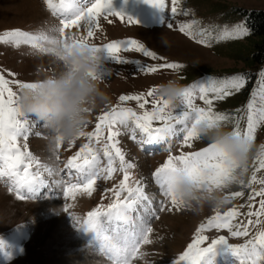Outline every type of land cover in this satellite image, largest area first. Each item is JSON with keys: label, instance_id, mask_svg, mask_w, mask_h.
I'll return each instance as SVG.
<instances>
[{"label": "rangeland", "instance_id": "obj_1", "mask_svg": "<svg viewBox=\"0 0 264 264\" xmlns=\"http://www.w3.org/2000/svg\"><path fill=\"white\" fill-rule=\"evenodd\" d=\"M80 2L84 6H90L93 0ZM111 6L115 11L133 17L138 23L129 24L126 20L121 22L116 16L108 18L111 23L100 18L101 28L94 29L95 35L89 39V44L102 45L111 40L134 39L154 51L157 59L145 57L136 51H121L119 55L129 60L128 62L102 60L103 75L99 79L100 87L108 93L111 102L107 107H98L89 113L84 132L95 130L97 117L111 106L120 103L118 100L120 95L146 93L148 89L173 78L178 79L185 87L204 83L209 79L223 80L227 77L243 76L245 83L241 90H232V94L223 100H213L214 111L223 112L229 117L228 120L220 122L225 130H233L237 123L242 132L247 128L249 101L253 103L257 113L264 109V90L261 87L264 71L260 66L251 64L249 58L254 42L258 38L250 34L241 14V10L244 9H264V0H178L176 5L178 11L175 15L170 11L172 0H165V11L153 7L145 0H111ZM61 19L60 15L52 14L44 0H0V34L15 29L33 34L48 32L53 26L59 27ZM169 23L172 24L171 28L168 27ZM180 24H191L194 37L181 32ZM238 25L247 29L245 35H222L225 29ZM65 34L86 35L83 22L79 27L66 29ZM161 35L167 38L170 46L165 47L160 42ZM200 40L206 42L200 43ZM165 62H176L182 67L158 69L154 73L141 70L142 65H158ZM61 70L62 65L52 52H41L31 44L22 43L14 46L12 43L0 41V73L10 80L34 83ZM12 73L15 76L10 75ZM13 88L16 90L15 85ZM213 95L210 93L209 98ZM146 99L149 101L146 110H151L153 97ZM194 103L199 107H207L199 100L198 94ZM122 106L130 107L137 113L145 110L140 109L136 101L123 102ZM176 106V111H180V101ZM28 118L36 122V126L27 141L23 137L19 138L22 150L26 143L27 150L42 163L53 167L57 174L49 176L43 173L49 186L42 187L34 199L24 200L17 199L13 192H9L10 182L0 179V241L3 242L0 245V264L88 263V258L84 259L86 261L76 258L80 253H87L93 258L91 264H111L97 246L89 244L92 234L74 227L73 220L64 211V206L70 204L71 215L82 219L97 204L107 205L111 202L112 194L106 189L118 184L122 179V173L117 171L113 173L111 179L99 180L91 197L78 194L76 200L65 198L64 185L56 184L54 181L69 180L67 171L61 170L65 168L69 157L75 155L85 143H89L88 138L79 136L71 143L61 141L59 148H56V142L50 139L51 130L34 117ZM156 123L154 122V125ZM121 133L118 137L119 146L124 151L125 158L136 165L131 171L137 179H142L145 192L152 202L150 211L155 210V214L149 218L153 229L149 234L152 243L141 245L140 251L146 255L134 259L132 264H173L192 241L197 227L217 211L223 213L235 207L241 212L237 218L238 222L246 223L248 219H256L245 214L259 207V197L251 202L248 198L253 189L258 190L262 185L258 183L245 185L258 166V158L264 152L261 148V145H264V121L257 124L253 133L248 170L240 177L244 184L233 182L228 187L218 190L228 196V202L223 207L217 209L205 203L201 210L196 212L182 205L179 208L172 206L170 199L163 195L161 187L155 182L152 173L169 154L199 151L211 142L198 136L191 141V146H182L183 134H180L169 137L159 144L142 146L145 137L139 130H136L135 139H132V132L128 129L122 128ZM102 163L106 164L103 157ZM116 167L119 168L118 161ZM256 174L258 178L264 177V169ZM72 182H75V176L72 177ZM235 192H242L243 195L234 197L231 193ZM161 201H164L163 207L169 210L160 211ZM249 203L252 204L251 209L247 206ZM131 215L135 218L136 213ZM256 230L257 228L251 227L248 238L254 235ZM204 234L209 237L204 246L212 238L220 235L225 236L233 245L242 244L246 239L232 237L227 229H209ZM207 260L202 261V264H238L226 245L217 246L215 254L210 256V262Z\"/></svg>", "mask_w": 264, "mask_h": 264}, {"label": "snow or ice", "instance_id": "obj_2", "mask_svg": "<svg viewBox=\"0 0 264 264\" xmlns=\"http://www.w3.org/2000/svg\"><path fill=\"white\" fill-rule=\"evenodd\" d=\"M44 2L53 15L62 17L59 27L37 34L19 29L9 30L0 34V41L12 43L14 46L22 43L31 44L41 52H51V45L55 43V37L51 34L53 31H57L63 40L88 44L89 39L95 35L94 29L101 28L100 18L111 23L112 21L108 18L116 16L121 22L126 20L129 24L138 23L133 17L112 9L111 0H93L90 6H84L80 0H44ZM145 2L165 11V0H145ZM177 3L178 0H172L170 11L173 15L178 11ZM82 22L86 35L65 34L66 29L79 27ZM168 27L171 28L172 24L169 23ZM179 30L190 37L195 35L191 24H180ZM246 33L247 29L238 25L225 29L222 35H245ZM199 42L205 43L206 41L200 40ZM91 46L95 52L100 54L97 70L93 74L94 79L102 78V60H112L116 63L129 61L119 55L121 51H136L145 57L157 59L154 51L134 39H117L102 45ZM181 67L182 65L176 62H165L158 65H142L141 70L154 73L158 69ZM10 75L15 76L14 73ZM244 83L243 76H232L223 80L209 79L204 83L185 86L180 101L181 108L178 112L176 105L172 106L164 98L155 95L156 87L148 89L146 93L122 94L118 98L120 103L111 106L109 110L103 111L97 117L94 131L79 133V136H87L89 143H85L75 155L69 157L65 168L61 170L67 171L69 180L54 181V183L64 185L65 198L76 200L78 194L91 197L96 191L99 180H109L117 171L122 173L119 183L111 189H106L112 194L111 202L107 205L97 204L82 219L71 215L70 204L64 206V211L73 220L74 227L84 233H91L92 239L89 244L97 246L99 251L111 261V264H132L134 259H140L146 255L140 249L141 245L152 243L149 234L153 232V229L149 218L155 214L154 209L150 211L152 202L145 192L142 179H137L131 171L136 165L125 158V153L119 146L118 137L122 134L121 129L130 130L132 139L136 138V130H139L140 134L145 137L142 146L143 144H159L169 137H176L180 134H183L182 146H191V141L199 136L197 125L201 121H207L209 127H213L229 119L225 113L214 111L213 100H223L232 94V90H241ZM13 85L16 86V90ZM35 87H37L36 83L10 80L0 73V179L10 182L9 192H13L20 200L34 199L42 187L49 186L43 173L49 176L57 174L53 167L33 156L27 150L26 143L22 150L18 142L21 137L27 141L29 134L36 126V122L24 116L19 108L17 103L19 90ZM261 87L264 90V79L261 81ZM210 93L214 94L212 98H209ZM197 94L199 100L203 101L207 107H199L194 103ZM146 97H153L151 110H146V105L149 103ZM126 101H136L139 108L145 110L137 113L130 107L122 106ZM247 109V128L242 132L237 123L232 131L236 135H243L251 148L256 126L264 121V109L257 113L251 101L247 104ZM237 111L239 112V109ZM154 122L157 123L154 125ZM105 130H107L106 136ZM60 142V138L57 137L56 148H59ZM261 148L264 149V145H261ZM226 156V151L221 144L211 142L199 151L181 152L179 155L169 154L165 161L154 170L152 176L161 187L163 195L170 199L171 205L179 208L183 202L178 200L173 190V176L177 171H183L196 189L202 192L220 190L233 182L244 184V180L236 175L235 163L226 162ZM102 157L106 164L102 163ZM117 161L119 168L116 167ZM257 163L258 166L252 172L251 179L245 185L250 186L253 183L262 185L258 190L253 189L248 198L251 202L259 197V207L245 214L247 217L256 219H248L246 223L238 222L237 218L241 212L235 207L223 213L217 211L197 227L192 241L173 264H202V261L210 259V256L215 254L219 245H226L238 264H264V220H262L264 218V177L258 178L256 174L264 169V152L258 158ZM73 176H75V182H72ZM231 195L238 197L243 193L235 192ZM163 204L164 201H161L160 211L169 210L165 209ZM247 206L252 208L251 203ZM132 213H136L135 218L131 215ZM251 227L257 230L248 238ZM209 229H227L232 237H245L246 239L242 244L233 245L225 236L220 235L212 238L204 246L209 240L204 233ZM2 244L3 242L0 241V245Z\"/></svg>", "mask_w": 264, "mask_h": 264}, {"label": "clouds", "instance_id": "obj_3", "mask_svg": "<svg viewBox=\"0 0 264 264\" xmlns=\"http://www.w3.org/2000/svg\"><path fill=\"white\" fill-rule=\"evenodd\" d=\"M51 34L55 37L51 52L62 65V70L37 80L34 82L37 85L35 88L20 89L17 103L24 116L34 117L51 130L52 142H56L57 137L62 142H72L86 127L89 113L95 108L107 107L111 100L100 87L99 79L93 78L100 54L89 43L63 40L57 31ZM159 39L165 47L170 46L163 35ZM155 87V94L172 106L182 99L184 85L178 79H169ZM197 132L199 137L221 144L227 154L226 162L236 165L237 177L244 174L250 146L243 135L225 130L220 124L209 127L207 121L197 125ZM173 190L178 200L183 202L182 206L194 212L200 211L205 203L219 209L228 202V196L218 190L198 193L183 171L174 174Z\"/></svg>", "mask_w": 264, "mask_h": 264}, {"label": "trees", "instance_id": "obj_4", "mask_svg": "<svg viewBox=\"0 0 264 264\" xmlns=\"http://www.w3.org/2000/svg\"><path fill=\"white\" fill-rule=\"evenodd\" d=\"M241 14L244 16L245 25L250 34L258 38L253 45L250 62L260 66L264 71V9H244L241 10Z\"/></svg>", "mask_w": 264, "mask_h": 264}, {"label": "bare ground", "instance_id": "obj_5", "mask_svg": "<svg viewBox=\"0 0 264 264\" xmlns=\"http://www.w3.org/2000/svg\"><path fill=\"white\" fill-rule=\"evenodd\" d=\"M79 252V251H78ZM76 253H77V251H76ZM80 253V252H79ZM84 253V252H83ZM91 253V252H90ZM78 254V253H77ZM81 254V255H80ZM79 255H77L78 257H76V258H79V259H81V260H83V261H86V260H84L85 258H88L89 259V262L88 263H85V264H91L90 262L92 261V260H94L93 258H91L87 253H85V254H82V253H80ZM92 254V253H91ZM76 255V254H75ZM93 257V256H92ZM210 260V259H209ZM209 260H207V262L209 261ZM210 262V261H209ZM84 264V263H83Z\"/></svg>", "mask_w": 264, "mask_h": 264}]
</instances>
